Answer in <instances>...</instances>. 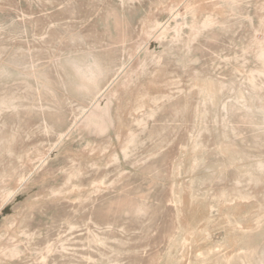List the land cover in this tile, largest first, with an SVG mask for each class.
<instances>
[{
    "label": "rangeland",
    "instance_id": "374dc122",
    "mask_svg": "<svg viewBox=\"0 0 264 264\" xmlns=\"http://www.w3.org/2000/svg\"><path fill=\"white\" fill-rule=\"evenodd\" d=\"M0 264H264V0H0Z\"/></svg>",
    "mask_w": 264,
    "mask_h": 264
}]
</instances>
